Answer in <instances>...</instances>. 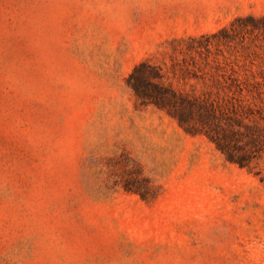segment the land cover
<instances>
[{"label":"rangeland","instance_id":"1","mask_svg":"<svg viewBox=\"0 0 264 264\" xmlns=\"http://www.w3.org/2000/svg\"><path fill=\"white\" fill-rule=\"evenodd\" d=\"M248 18L264 0H0V264H264ZM143 63L185 102L142 103Z\"/></svg>","mask_w":264,"mask_h":264},{"label":"trees","instance_id":"2","mask_svg":"<svg viewBox=\"0 0 264 264\" xmlns=\"http://www.w3.org/2000/svg\"><path fill=\"white\" fill-rule=\"evenodd\" d=\"M246 20L251 22L254 28H258L256 26L260 21L264 23V19L257 20L254 18H248ZM148 74L150 77H148ZM147 78H149L150 80ZM151 79L160 80L162 79V76L160 75L159 70L156 67H152L147 63H143L137 66L128 79V86L134 91V93L142 101V103L163 106L167 102H172L174 104L178 101L185 102V99L178 98L171 91H168L160 85L153 83ZM186 103L188 105H191L189 101H186ZM221 150L226 153L224 149L221 148ZM227 158L229 161L239 163L241 166L243 164L238 159L230 157L229 153H227ZM125 188L127 191L139 192L136 191V189H131L130 187H128V185ZM140 195L142 196V198H145L144 194L140 193Z\"/></svg>","mask_w":264,"mask_h":264}]
</instances>
